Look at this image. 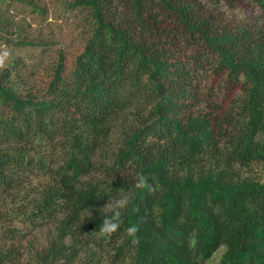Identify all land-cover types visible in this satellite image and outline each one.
Masks as SVG:
<instances>
[{"label": "trees", "instance_id": "16d2710c", "mask_svg": "<svg viewBox=\"0 0 264 264\" xmlns=\"http://www.w3.org/2000/svg\"><path fill=\"white\" fill-rule=\"evenodd\" d=\"M66 6L71 61L59 49L36 83L20 59L0 70V264H264V0ZM3 16L6 46L47 44Z\"/></svg>", "mask_w": 264, "mask_h": 264}, {"label": "rangeland", "instance_id": "374dc122", "mask_svg": "<svg viewBox=\"0 0 264 264\" xmlns=\"http://www.w3.org/2000/svg\"><path fill=\"white\" fill-rule=\"evenodd\" d=\"M39 9L19 2L18 0H0V13L14 25L22 29V36L37 39L47 43L41 47H25L21 49L6 46L0 33V49L10 52V59H20L24 65L26 78L34 74L29 82L36 83L43 80L50 66L57 60L58 50L67 51L69 61L80 48L84 36V25L78 11L68 9L67 0H31ZM235 16H242V10H234ZM230 15V14H229ZM12 28V27H11ZM224 249L215 253L207 264H217Z\"/></svg>", "mask_w": 264, "mask_h": 264}, {"label": "clouds", "instance_id": "9594fccd", "mask_svg": "<svg viewBox=\"0 0 264 264\" xmlns=\"http://www.w3.org/2000/svg\"><path fill=\"white\" fill-rule=\"evenodd\" d=\"M10 52L6 49H0V70H4L7 67V62L10 59ZM134 188L138 191L147 189L148 191H156V187L149 183V177L145 176L143 173H138L135 178ZM118 191H123L122 189ZM130 203V193L119 195L107 202L103 207L111 210L110 215H105L102 218V223L99 226L98 234L104 238L111 239L115 233H117L122 224L123 218L126 214L127 208ZM139 227L137 225H130L125 228V233L131 239L133 246L139 245V239L137 233ZM213 253V257H215ZM217 264L219 262L217 261Z\"/></svg>", "mask_w": 264, "mask_h": 264}]
</instances>
